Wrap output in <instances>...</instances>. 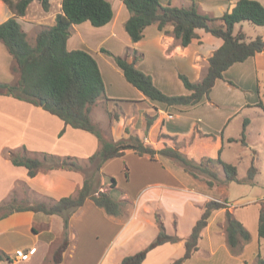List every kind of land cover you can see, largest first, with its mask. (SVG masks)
<instances>
[{
  "label": "crops",
  "instance_id": "crops-1",
  "mask_svg": "<svg viewBox=\"0 0 264 264\" xmlns=\"http://www.w3.org/2000/svg\"><path fill=\"white\" fill-rule=\"evenodd\" d=\"M54 1L51 0L50 10L45 11L40 2L35 0L28 7L26 15L18 17L23 29L28 33V39L33 30L41 29L45 22L49 26L55 24L56 16L62 11V0H57L56 6H54ZM160 1L164 5L172 6H183L191 3V0ZM195 1L198 3L200 11L214 17H219L226 11L232 10L236 2V0ZM258 1L264 5V0ZM35 2H38V4L35 9H32ZM14 15L15 13L4 0H0V23ZM129 15L128 11L123 20L124 25ZM115 21L116 15L110 23L97 28L103 31L109 30L107 34L109 38L115 32V29H113ZM83 23L71 27L68 48L71 50L85 49L93 54L99 63L105 82L106 76L111 81L123 78V71L117 63L115 66L111 62H108L105 76L98 56L104 54L123 56L125 50L120 54L114 53L109 47L105 46L104 40L93 46L87 42L79 41L78 35L81 33L82 26L91 28L88 25H82ZM259 27L262 29H256L255 36L262 35L264 38V25ZM166 29L172 30V26H168ZM240 29H236L235 32ZM242 30L247 34L246 30ZM197 32L199 38H195L188 46H182L173 34L159 30L156 25L148 26L145 29L144 37L133 43L134 48L132 47V49L138 50L141 54V59L136 61V66L150 74L155 84L164 92L178 95L174 94L175 90H172V88H177L180 84L179 74H186L192 81L201 80L204 71L200 67L203 66L200 63L204 61L208 63L209 57L223 44L222 38L216 37L204 29H197ZM36 36L37 33L34 37L35 40ZM207 41H211L210 45L204 47ZM34 43L32 42V44ZM7 51L6 46L0 42V54L3 58L8 57ZM127 58L129 61L134 60L129 56ZM11 59L12 56L7 59L6 63V68L9 70ZM198 60L202 62L198 63ZM263 65L264 53H257L243 62L234 63L224 72V78L218 79L214 86L216 87L217 84L227 86L222 82L234 81L232 79L249 81L253 77L258 79L259 71L262 70ZM1 82L13 83V80L11 77L6 76ZM127 82L126 80V84ZM159 82L162 85L158 84ZM128 84L126 85L129 88L127 93L117 92V94L114 92L109 94L106 86L107 98L122 100L123 102L129 101V103L137 105L140 110L143 109V113L146 112L152 116L159 114L161 117L163 112L167 113L168 106L165 103L147 98L131 83L128 82ZM220 90L218 93H220ZM209 102L214 104L211 96L197 106H180L183 109H180V113H177L176 121H173L174 115L171 118L165 117V132L173 136L183 137L191 133L194 124L199 129L204 128L197 123L199 118L193 116L190 119L186 116L190 113L194 114L199 106ZM248 105L246 104V106ZM95 108L96 105L92 111L93 119L96 116ZM225 123H227V126L229 120H225ZM222 127L218 128V132ZM62 130L64 132L60 134ZM99 147V141L92 133L65 125L60 117L49 113L42 106H36L30 102L17 99L6 90L4 94H0V204L10 200L13 196L22 198L30 195L32 196L31 203L35 199L37 201L53 202L64 196H74L82 188L85 178L84 173L81 171L63 168L50 169L47 168V164L35 176L30 177L25 166L12 163L8 154L9 150L21 154L25 153L31 157L43 158L44 153H49L57 156H74L81 161H85ZM122 159L135 161V166H137L134 171L135 180L143 182L137 196H133L131 188L126 187L121 196L115 198L123 199L127 193L131 194V197H129L132 206L128 209L127 215L123 218L109 216L93 200L87 199L83 206L70 216L68 228L70 242L63 254V260L59 264H122L125 256L142 250L151 242L150 237L154 231H156L155 234H158L159 227L154 217L155 212L162 211L164 219L167 216L164 211L169 212L170 222L178 230L181 218L185 215L184 210L186 208L184 209L183 206L185 202L188 203L195 212V216L190 218L189 230L191 234L193 226L203 213L204 204L208 200L216 198L212 194L215 188L201 185L182 166L161 155H157L156 159H151L148 155H139L132 150H128L125 155L105 162L102 166L103 174H108L106 170L109 164ZM134 177L132 180L130 179L131 185L134 182ZM104 178L109 177L103 175V189L104 186H107L105 189L111 193L114 188H111L110 182H105ZM219 216L223 220L225 219L224 209L213 212L208 226L203 230L199 250L184 264H244L246 262V247L248 244H245L241 254H233L227 244L226 235L221 233L215 224L216 218ZM236 218L238 217L236 216ZM238 219L248 227L245 224V218ZM150 226L153 229H150L148 233L147 228ZM255 229L257 235L258 222ZM64 232V218L60 214H45L31 210L14 212L0 219V249L8 253L13 259L14 251L18 248H24L30 252V258L24 261L15 260L12 263L0 260V264H47L53 255L55 246L63 238ZM181 242L184 244L185 252L184 240L176 243L167 242L151 249L143 264H164L167 261L172 264L176 258L184 254L183 252V254L174 257V252L178 248L180 249Z\"/></svg>",
  "mask_w": 264,
  "mask_h": 264
},
{
  "label": "trees",
  "instance_id": "trees-1",
  "mask_svg": "<svg viewBox=\"0 0 264 264\" xmlns=\"http://www.w3.org/2000/svg\"><path fill=\"white\" fill-rule=\"evenodd\" d=\"M33 1L35 0H4L13 9L15 15L0 23V42L6 46L12 56L14 62L12 70L16 73L17 79L13 83L0 81V94H4L5 89H10L11 95L15 98L42 106L49 113L60 117L65 125L92 133L97 137L100 147L88 157L89 168L74 156L44 153L43 158H39L9 150L12 163L25 166L30 177L35 176L47 164V168L50 169L81 171L85 178L82 188L76 195L64 196L53 202L38 201L22 205L16 197H12L0 204V219L14 212L27 210L62 215L65 232L62 242L54 249L52 255V263L59 264L70 242L68 234L70 216L83 206L87 199L93 200L109 216L123 218L127 215L132 201L128 198L115 199L110 191L102 190L104 175L102 166L112 158L125 155L128 150L139 155H148L151 159H156L157 155L170 158L208 188L228 181L240 182L237 165L222 160L220 155L218 160H215L206 150L200 149L207 148L212 141L214 142L216 135L204 133L196 124L190 134L178 139H190L189 145L193 146L191 153L197 149L200 152L197 161L189 157L184 147L178 145L175 142L176 138L168 133L163 135L164 146L159 149L137 135L119 140L106 138L92 118L94 106L101 98H107L101 68L95 56L89 51L69 49L68 39L73 25L88 21L95 27H101L110 23L115 16L112 3L109 0H62V11L56 16L55 24L41 29L35 43L32 44L18 17L26 15ZM37 1L45 11L50 10L51 0ZM122 2L130 13L124 27L133 42L140 41L144 37L145 29L150 25H156L159 30L173 34L182 46H188L195 38H199L197 29H204L223 39V44L209 57L208 69L202 80L192 81L186 74H179V78L189 91L187 94L172 95L164 92L155 84L150 74L136 66L138 61L136 57L133 61H129L127 56L112 54L126 80L153 101L163 102L167 106H197L210 98L216 81L223 79L224 72L234 63L243 62L257 53H264L262 35L249 38L242 29L235 32V25L243 21H249L257 26L264 25V5L258 0H236L232 10L226 11L219 17L200 11L195 0L183 6L164 5L160 0H122ZM168 26H172V30H167ZM42 99L45 100L44 105L40 104ZM260 105L264 109L262 103ZM156 120L157 117L152 116L148 120V128ZM248 124L249 120L245 119L241 137H231L229 141L247 145L245 134ZM63 132L64 130L60 134ZM221 151L222 148L219 154ZM217 166L224 171L223 180L218 175ZM257 172L258 169L252 162L249 179L252 180ZM116 186V179L110 177V187ZM221 209L225 210L224 231L227 244L233 254H241L245 244L251 241V232L230 211L227 200L210 199L204 204L203 213L193 226L189 237L185 239L168 233L162 216L156 213L159 233L145 248L125 256L122 264H143L151 249L167 242L176 243L182 240L185 242V252L172 264H184L199 250L203 230L208 226L213 212ZM258 236L259 240L264 238V201L260 203ZM0 260L12 262L13 259L0 249ZM258 263L264 264V257L260 252Z\"/></svg>",
  "mask_w": 264,
  "mask_h": 264
},
{
  "label": "rangeland",
  "instance_id": "rangeland-1",
  "mask_svg": "<svg viewBox=\"0 0 264 264\" xmlns=\"http://www.w3.org/2000/svg\"><path fill=\"white\" fill-rule=\"evenodd\" d=\"M114 8V12L116 15V21L114 24L115 32L108 38L109 30H100L97 27L93 26L90 22L83 23L82 25H88L91 28L86 26H82L81 33L79 36V41L87 42L90 45H94L101 40L105 41V46L109 47L112 52L120 54L125 50V55L129 56L130 58L136 57L138 60L141 58V54L136 49H132L133 41L127 34L123 20L128 13V9L122 2V0H109ZM192 1V0H191ZM54 6L57 4V0L54 2ZM38 2H35L32 5V9L37 6ZM198 4V3H197ZM52 5V2H51ZM13 10V9H12ZM200 10V9H199ZM14 12V11H13ZM43 28L50 27L46 22L42 25ZM244 29L246 30L249 38H254L255 30L262 29L261 27L249 22L243 21L241 23H237L235 25L236 29ZM41 29H34L29 35V41L34 43L35 34ZM109 29V28H107ZM264 33V32H263ZM34 34V35H33ZM251 36V37H250ZM211 41H207L204 44V47L210 45ZM131 47V48H130ZM130 49V50H129ZM136 51V52H134ZM128 54V55H127ZM8 57L3 58L0 54V81L5 79L6 76L12 78L13 82L17 79L16 73L12 70V66H14L13 59H11V67L10 70L6 68L7 66V59H10L11 54L7 51ZM112 56V54H111ZM107 54L103 56H98V60L102 65V69L105 73L107 72V65L108 62L114 63L116 66V62L113 57ZM150 61V56H149ZM202 62L198 60V63ZM6 64V65H5ZM203 66H200L204 71V75L207 72L208 64L202 62L200 63ZM199 64V65H200ZM203 75V77H204ZM123 78H117L114 81H111L109 77L106 76L105 85L107 86V92L110 94L112 92L116 93H127L129 85L128 82L126 84V79L124 76ZM202 77V78H203ZM192 80V79H191ZM202 80V79H201ZM233 83L222 82L225 85L217 84L216 87L214 86V90L211 93V102L202 104L199 106L194 114H188L186 117L192 119L193 116L199 118V123L202 128L203 132H209L216 135V140L212 141L207 148L202 147L200 149L206 150L210 153V156L218 160L219 155L221 159L227 162H231L238 167V178L240 182L235 181H228L217 184L213 188H215L212 194L216 197L214 199L217 200H227L228 207L230 211H234V215L238 218H245V224L248 226L247 228L253 235L252 240L248 242L246 247V262L244 264H259L258 263V253L261 252L262 256L264 257V238L261 239V243L259 245V238L258 234H255V226L259 220V206L261 201H264V109L261 107L264 106V65L262 70L259 71V78L253 77L251 81L244 80V79H232ZM125 81V82H124ZM180 81V80H178ZM200 81V80H199ZM178 85L177 88H172L175 90L174 94H187L188 90L184 87L183 83ZM198 82V81H196ZM162 85V83H158ZM223 87V88H220ZM224 87H226L224 89ZM216 89V90H215ZM221 89V90H220ZM7 89L4 90V92ZM220 90V93H218ZM218 94V96H217ZM217 98V99H216ZM159 103V102H158ZM246 104H249L246 106ZM95 107V106H94ZM189 107V106H186ZM94 109V108H93ZM96 116L93 121L100 127L103 134L106 138H112L114 140H119L121 138H127L130 135H137L141 137L146 142L150 143L157 149L162 148L164 146L162 137L165 132V122L166 118H169V115H174V120L176 121L177 113H180V106H168L167 113L163 112L161 117L156 115L157 120L154 121L153 125L148 128V120L152 118V115L144 112L143 109H139V107L135 104L129 103V101L123 102L122 100H110L106 97L101 98L100 102L96 104ZM165 115V116H164ZM228 118V119H227ZM248 119L249 124L246 130V142L247 145H243L241 142H230L228 139L229 137L240 138L241 132L244 124V120ZM225 120H229L228 125L225 123ZM221 126L222 129L218 132V128ZM226 126V127H225ZM211 128V129H210ZM206 130V131H204ZM192 132V131H191ZM175 142L178 145H182L184 150L188 153V156L193 158L194 160H199L200 152L197 149L194 153H191V149L193 148L192 145H189L190 139H178L177 136H174ZM172 144V142H170ZM222 148L221 154H219V150ZM42 157V155H41ZM164 157V156H163ZM167 158V157H164ZM170 159V158H168ZM254 159V161H253ZM174 161V160H172ZM254 162V165L258 169V172L255 174V177L250 180L249 179V169ZM85 167H90V163L88 160L81 162ZM175 164L179 165L177 162L174 161ZM135 161L133 160H115L109 166H107L106 173H104V177L108 176L109 178H104V181L110 182V177H114L117 181V186L112 190L111 195L116 198L121 196V194L127 188H131V194L133 196H137V193L140 187L143 185V182L140 180L137 182L134 177V171L137 169L135 166ZM180 166V165H179ZM130 168V170H129ZM218 175L220 176L221 180L225 178V174L223 169L220 166H217ZM131 171V172H130ZM106 174V175H105ZM134 177V182L131 185V180ZM131 179V180H130ZM103 181V180H102ZM201 185H204L202 181H199ZM108 184V183H107ZM129 186V187H128ZM107 186L102 187V190H106ZM129 194V195H128ZM130 193H127L125 198L130 199ZM130 196V197H129ZM18 199V202L22 205H27L31 203L32 196L27 195L25 197L19 198L18 196H13ZM34 201V200H33ZM34 202H38L35 199ZM183 208L185 215L181 218L180 226L178 230L176 227L172 226L170 213L164 211L167 215L164 219V214L162 211H159V214L162 216L165 229L167 232H171L173 234L178 235L179 237L185 239L188 238L190 235L189 224L190 218L195 216V212L192 206L185 202ZM157 213V212H155ZM156 214H154V217ZM235 216V217H236ZM156 218V217H155ZM237 218V219H238ZM221 219V220H220ZM255 222V226H254ZM215 224L217 225L218 230L225 235L224 225L225 219L223 220L221 216L216 218ZM159 227V226H158ZM152 230L153 227H148L147 232ZM160 231V229H159ZM159 231H157L159 233ZM154 231L150 237V241L156 237ZM63 238L61 239L60 243L62 242ZM183 241V240H182ZM58 243L55 248L60 244ZM180 249L178 248L174 253V257L183 254L184 252V244L181 242ZM257 250V251H256ZM17 259H14V262ZM8 261V260H5ZM22 261V260H21ZM9 263H12L8 261ZM170 261H167L164 264H169ZM47 264L52 263V257Z\"/></svg>",
  "mask_w": 264,
  "mask_h": 264
},
{
  "label": "built area",
  "instance_id": "built-area-1",
  "mask_svg": "<svg viewBox=\"0 0 264 264\" xmlns=\"http://www.w3.org/2000/svg\"><path fill=\"white\" fill-rule=\"evenodd\" d=\"M173 115H169V117L171 118ZM30 258V252L29 251H26V249L24 248H18L14 251V259H17V260H27Z\"/></svg>",
  "mask_w": 264,
  "mask_h": 264
},
{
  "label": "water",
  "instance_id": "water-1",
  "mask_svg": "<svg viewBox=\"0 0 264 264\" xmlns=\"http://www.w3.org/2000/svg\"><path fill=\"white\" fill-rule=\"evenodd\" d=\"M7 92H8V93H11V90H10V89H7ZM44 103H45V100L42 99V100L40 101V104H41V105H44Z\"/></svg>",
  "mask_w": 264,
  "mask_h": 264
}]
</instances>
